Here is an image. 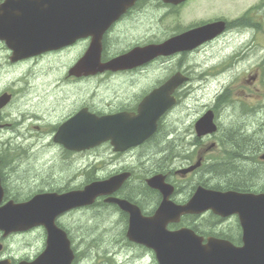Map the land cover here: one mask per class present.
<instances>
[{
    "label": "rangeland",
    "instance_id": "rangeland-1",
    "mask_svg": "<svg viewBox=\"0 0 264 264\" xmlns=\"http://www.w3.org/2000/svg\"><path fill=\"white\" fill-rule=\"evenodd\" d=\"M197 1L191 0L179 12L165 13L161 6L149 0L153 10L141 6L137 11L145 10L137 22L129 16L110 35L111 51L119 52L122 48L131 47L135 42H149L144 39L145 37L148 40L151 37L153 40L162 39L165 35L174 33L177 27L182 30L193 23L210 21L218 17H228V19H222L230 23L229 31L195 50V53L174 54L168 57L169 59L153 61L150 68L142 74H131L129 76L132 77L131 80H116L110 84L109 89L107 87L103 89L111 91V88L119 84H121L119 88L129 84L154 85L166 79L171 69L173 72L188 70L185 73L191 78L181 92L182 102L163 119V129L168 130L170 141L166 142L164 139L159 141L161 152L149 155L136 154L134 159L128 161L131 165L127 166L134 170L135 176L134 187L130 185L131 189L127 191L133 198H141L146 209L152 208L155 201L151 192L144 186L143 177L149 176L155 170L163 169V172L173 175V179L179 185L180 193L177 194V199H184L197 181L222 185L229 183L220 180L216 172L205 168L212 161L223 159L225 154L226 160L233 162L232 167H235L237 171L247 168L249 172L254 170L258 173L260 176L258 180L250 179L252 181L248 185L251 188L264 186V161L260 159V156L264 154V11L256 9L247 11L251 0H245L248 4L242 0L231 2L199 0L198 6L203 9L195 11ZM153 14L152 20H155L157 24L147 23L148 18ZM249 18L254 24L245 23V20ZM86 45L88 42L80 46L81 50L77 54H75V48L65 54L70 57V61H76L84 52ZM63 55L56 61L57 64L64 63ZM86 83L92 86L90 80ZM124 92L119 91V94ZM100 93L104 94L103 91ZM221 94L228 97L229 101L224 104L218 102L217 98ZM210 108L217 111L216 121L219 131L213 138L196 139L195 122L204 111ZM230 128H239L246 136H251L250 145L253 149L251 148L252 151L248 154L250 163H241L232 158L230 154L232 144L228 143L227 139L220 140L229 133ZM175 137H177L176 140H174ZM213 141L217 142L216 146L210 147ZM199 156H203V165L194 175L182 179L174 174L175 170L190 165ZM28 158L30 159L28 162H22L16 166V173L12 180L14 186L9 188L15 197L23 198V200L28 199L37 190L30 179L35 171L44 167L43 163L33 167L36 156ZM24 159L27 158L24 157ZM98 159L99 157L93 154L82 157L88 168L87 178L93 177L96 173L109 174L114 169L113 162L117 157L105 156L101 161ZM121 159L126 160L127 157H121ZM95 165L99 166L98 170H95ZM21 170H24L23 174H20ZM20 178L25 181L22 182ZM44 188L48 189L45 186ZM121 215V212L113 206L99 204L86 211L71 213L61 220L69 229L68 232L77 246L78 263L155 264L151 257L143 253L144 251L129 246L132 244L125 237L126 223ZM212 221L210 215L206 214L196 222L209 228ZM216 230H224L237 236L236 218L226 219ZM45 240V233L41 228L16 236L12 235L6 239L2 238L0 233V245H2L0 258L4 256L15 260L33 258L44 248Z\"/></svg>",
    "mask_w": 264,
    "mask_h": 264
},
{
    "label": "flooded vegetation",
    "instance_id": "flooded-vegetation-1",
    "mask_svg": "<svg viewBox=\"0 0 264 264\" xmlns=\"http://www.w3.org/2000/svg\"><path fill=\"white\" fill-rule=\"evenodd\" d=\"M150 1L161 6L164 12L167 13L179 12L191 0H185L180 4L168 3L164 0ZM198 4L195 5L198 6ZM38 6L39 9L43 10V16H46L47 8L51 9L46 0H40ZM141 6L153 10V6L149 5V0H138L104 35L102 61H107L127 52L136 45L161 42L177 34L174 30V33L167 34L159 40H153L152 37L148 40L145 37L144 39L149 42H135L131 47L122 48L119 52L111 51L109 46L111 33L129 16L132 17L134 22H137L139 16L145 10L137 11ZM154 14L148 18L147 23H156L155 20H152ZM87 42L89 43L88 39H81L75 42L74 45L44 52L27 59L15 60L11 49L8 48L5 42L0 40V187L4 191L1 205L10 199L24 201L23 198L15 197L9 188L14 186L12 180L16 173V166H19L22 162H28L30 160L28 157L31 156H36L33 160V167L42 163L44 166L41 170L35 171L30 179V181H33L32 185L37 187L34 193L37 194L48 191L63 193L73 189H82L86 186L90 180L89 177L87 178L86 161L82 160V157L88 154L99 157L98 160L100 161L105 156L117 157L113 162L114 169L109 174L101 173L99 175L96 173L91 179L95 180L104 179L113 173L127 169L128 160L121 161L118 158L121 155H149L161 152L162 148L159 141L163 137L158 141L154 137L149 141L147 140L142 146L127 152L115 151L114 146L109 141L91 150L77 151L55 140L61 126L81 113L104 116L119 112H138L140 102L152 90V85L148 84L139 86L129 84L123 85L122 88H119L121 85L119 84L111 88V91L103 90L106 87L109 89L113 81L122 79L129 81L132 79V77H129L131 74H142L150 68V63L132 70L106 71L91 76L73 75L71 73L73 61H70V57L65 53L75 48V54H77L81 50L80 46ZM87 49L88 45H86L82 55ZM61 55H63L64 63L57 64L56 61L60 59ZM65 58H68V60H64ZM38 65L41 66L38 67ZM88 80L92 82V86L86 83ZM94 90L96 92H93ZM100 91H103L104 94H101ZM119 91L125 92L119 94ZM75 125L65 132L67 138H74L78 134ZM169 141L166 140V142ZM69 144H72L71 141ZM24 157L27 159H24ZM94 168L98 170L99 166L95 165ZM21 173L23 174L24 170H21ZM19 180L25 181L22 178ZM123 186L122 188L125 187ZM120 191H117L115 196L119 195ZM178 192L179 188L175 186V195ZM159 196L161 200L160 193ZM174 196L173 200L175 199ZM101 202L103 203L104 199H101ZM84 209H75L63 215L82 212L85 211ZM121 248L123 247L121 246ZM139 249L148 251L143 247H139Z\"/></svg>",
    "mask_w": 264,
    "mask_h": 264
},
{
    "label": "water",
    "instance_id": "water-1",
    "mask_svg": "<svg viewBox=\"0 0 264 264\" xmlns=\"http://www.w3.org/2000/svg\"><path fill=\"white\" fill-rule=\"evenodd\" d=\"M126 0H93V4H96L103 10H115V4L122 5ZM133 2V0H132ZM80 11H85L78 2H72L71 5V27H68L72 34L77 33L79 35H92L93 40L90 46L89 52L85 55L82 62H90V70L88 73L96 72L95 68L98 67L101 52V40L103 33L108 29L111 24L110 20L96 19L89 16L84 22L80 18ZM101 12V10H99ZM20 13V14H19ZM89 14V12H87ZM46 23L38 19L35 8L29 0H9L0 8V34L1 36L11 38L20 37V42L23 44H29L32 41H40L42 37H48L52 41H56L59 36L56 27H48ZM78 29L79 31H77ZM61 32H64V28H59ZM80 30H83L81 32ZM223 30L222 23L209 24L204 27H199L195 30H191L183 35L172 38L159 45H150L141 49H134L126 55L117 57L110 61L108 64H104L99 67L98 70L105 68L120 69V68H131L138 65L141 62H146L154 57L161 54H168L177 49H187L191 46L195 47L202 43L204 40L212 38L217 33ZM11 31V35L7 36V32ZM12 46H16V43L10 42ZM19 46V43H17ZM48 45V44H41ZM57 46L58 44H51ZM94 63V64H93ZM182 82L179 76H176L170 80L167 85L154 91L148 96L142 107L146 108V119L143 122L146 125V129L151 130V134L156 127V120L158 114H161L172 104V98L169 94L173 92L175 87ZM144 118V116L142 115ZM213 116L211 112L205 115L198 123L197 129L200 132L213 131L216 127L212 122ZM99 120L96 121L98 123ZM111 121H100L98 126H94L95 130L102 135L100 140L105 139L109 136H113L112 129L103 130L102 125ZM140 123L135 125L139 129ZM120 130V129H119ZM110 182L105 183H94L82 191V193L72 192L63 196L57 195H42L36 196L26 203H8L7 205L0 208V229L10 233L12 231L26 230L33 226L43 224L48 231L47 248L40 258L32 263H21V264H38L37 261L44 260L45 264H70L72 259V253L69 249V241L66 238V234L63 230L58 228L55 224V219L59 212V207L63 206L62 210L67 209V204L77 203H91L94 197L101 193L108 192ZM161 187L160 184L156 185ZM76 193V194H75ZM212 197L204 198V201H210L212 203ZM228 201L227 210H239L244 212V199L240 196H225L224 200ZM213 204V203H212ZM211 204V205H212ZM258 219L252 224L248 225L247 236L258 237L264 241V231L255 234L251 228L264 230V210H260ZM160 228L159 226H155ZM148 228L145 222H140L136 215H133L130 221L129 235L138 234L142 240L143 237H147L144 234ZM143 242H147L144 240ZM264 251V247L259 245L253 246L248 252L250 261L260 260L259 254ZM222 249L218 248L208 253L205 258L210 264H238L236 255L232 252L228 256L221 255ZM0 264H5L4 262Z\"/></svg>",
    "mask_w": 264,
    "mask_h": 264
},
{
    "label": "trees",
    "instance_id": "trees-1",
    "mask_svg": "<svg viewBox=\"0 0 264 264\" xmlns=\"http://www.w3.org/2000/svg\"><path fill=\"white\" fill-rule=\"evenodd\" d=\"M228 132L229 134L226 135V138L229 143L235 147L234 151L231 152V157L241 161V163H250L251 159L248 154L253 149L250 145V142L252 141V139H250L251 136H246L239 128H230L228 129ZM232 164L233 162L224 163L212 171L216 172L220 180L229 182L226 185L236 189H245L244 185L249 184V182L252 181L250 180L252 178L258 180L259 175L258 173H255L254 170L249 172L247 171V168H245L244 170L237 171L234 169L235 167H232Z\"/></svg>",
    "mask_w": 264,
    "mask_h": 264
}]
</instances>
